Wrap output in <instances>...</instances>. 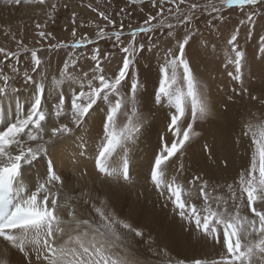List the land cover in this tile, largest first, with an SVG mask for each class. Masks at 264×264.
Returning a JSON list of instances; mask_svg holds the SVG:
<instances>
[{
    "label": "snow or ice",
    "instance_id": "6c2138e0",
    "mask_svg": "<svg viewBox=\"0 0 264 264\" xmlns=\"http://www.w3.org/2000/svg\"><path fill=\"white\" fill-rule=\"evenodd\" d=\"M8 2L40 7L32 13L36 21L34 46L25 43L22 33L17 39L10 26L4 28V34L15 42V50L0 46V98L18 91L12 87L18 78L32 89L28 107L17 105L15 116L0 127V264H131L129 234L139 238L161 264H264V113L250 112L242 120L234 143L240 144L242 138L249 140L250 162L232 183L211 185L198 174L186 177L183 165L172 167L174 158L200 135L197 121L206 120L211 112L205 86L197 78L187 52L201 34V22L209 31L219 32L227 20L226 10L238 9L244 16L223 37L225 67L233 69L227 76L236 85L227 100L234 102V97L246 96L264 108V94L253 95L245 86L246 52L240 46L241 26L246 39H252L258 18L264 17V0H147L150 9L145 13L144 7L139 8L144 19L136 26L125 23L133 14L128 6L135 9L145 0H127L125 7L112 12L88 3L86 7L96 19L78 24V14L72 11L71 40L56 43H51L57 37L48 30L49 22L55 24L59 8L68 9L67 3ZM87 27L94 29V35H78L79 28ZM161 37L169 43L174 41V45L165 49L159 64L154 103L168 108L167 131L173 138L168 141L160 137L158 151L149 161L148 178L164 207L171 205L173 215L189 235L219 246L215 255L178 258L166 247L154 248L151 235L121 217L106 194L88 189L65 193V181L57 174L52 149L72 139L103 105L101 128L94 141L95 169L106 178L130 181L128 153L144 125L137 100L143 85L135 64L145 50L151 52L158 47ZM142 38L147 44L141 42ZM100 41H111L113 51H102ZM59 49L71 51L59 68L60 79L53 77V87L49 88L41 53ZM117 52L120 63L109 70L106 65ZM254 55L264 61V35L259 36ZM24 56L27 62L22 64ZM82 61H91L88 71L83 70ZM63 81L70 82L67 94L55 87ZM228 110L225 104L223 112ZM78 147L84 156L88 144L83 138ZM204 148L211 158V147ZM43 156L52 157L46 165L47 178L33 191L19 188L25 166Z\"/></svg>",
    "mask_w": 264,
    "mask_h": 264
},
{
    "label": "bare ground",
    "instance_id": "6f19581e",
    "mask_svg": "<svg viewBox=\"0 0 264 264\" xmlns=\"http://www.w3.org/2000/svg\"><path fill=\"white\" fill-rule=\"evenodd\" d=\"M32 6H15L10 4L8 0H0V36H6L4 34L5 27H8L11 23L15 25L17 21L28 20L34 13L33 8L37 10L40 7L39 5ZM3 24L6 26H3ZM10 27L12 32L16 31L12 28V25ZM28 31H30L29 28ZM193 61L195 62V60ZM142 75L145 80L142 90L144 89L145 93L140 100L146 99L142 102L139 112L145 118L141 117L144 121L142 132L128 153L130 181L125 182L106 178L94 169V141L98 138L100 132L104 110V106L101 105L93 113L87 124L80 128L72 139L66 140L58 148L52 149L57 161V173L65 181L63 191L68 194H78L80 191L88 189L106 194L121 217L127 218L134 226L142 227L147 234L151 235L155 240L154 248L166 247L173 256L178 258L201 254L215 255L220 251L219 246H216L217 249L214 251L215 248L211 241L198 239L195 234L189 235L184 230L179 218L173 215L171 205L169 204L167 208L164 207L163 199L158 196L148 178L149 161L153 158L154 153L158 151L161 143L160 137L164 136L168 141L173 137L167 131V124L169 123L166 118L169 115L168 108L152 105L154 92L159 83V70L149 72L144 69ZM219 77H213L212 79L208 77L207 73L204 76L205 85L209 84V89L205 88V91L208 93L209 101L213 102L210 115L206 120L197 121L195 127L197 129L202 127L203 130H196L200 135L191 141L182 154H178L174 158L172 167L179 168L183 165L184 175L189 179L192 175L198 174L207 179L211 185L219 184L223 186L226 183H232L238 172L248 166L251 151L248 147L249 141L244 143L245 140L241 139L240 143L244 144V157L242 156L239 159L238 157H232V165L229 168L222 162L213 160L214 151L217 149L224 151L225 145L230 142L227 138L224 139L229 132L232 134L231 143L236 145V147H233L236 154L239 153L238 150L241 145L234 143L235 138L238 136L237 129H234L236 128V115L234 112H237L240 107L238 104L239 98L234 97V102L226 99V94L223 93L225 91L227 96L231 94L230 79L226 78V75ZM51 81L49 78L47 82L49 88L53 87ZM69 84V81H63L55 87L63 88L65 93H68ZM12 87H15L18 91L15 93L9 92L8 95L0 98V127L15 116L17 105L23 109H26L29 105L32 93L31 87L24 86L23 80L20 78L15 81ZM225 104L228 105L229 109L227 113L223 112ZM145 110L148 111L143 113ZM123 120L124 117L122 116L121 121ZM61 122H65V120H61ZM211 126L219 132L216 148L213 147L215 138L209 136L204 130L210 129ZM81 138L88 144L84 156L80 155L78 147ZM204 145H209L212 148L211 158H209ZM117 161H119V158H117ZM84 170H86V174H84ZM45 173V156H43L31 165L25 166L22 178L33 191L39 183L46 179ZM219 174L227 175L226 179H223L225 178L223 177L222 180L215 181L211 177ZM224 191L226 192V189ZM127 239L130 246L128 259L131 264H161V261L152 255L139 238L129 234ZM145 239H147V236ZM15 259H18V257Z\"/></svg>",
    "mask_w": 264,
    "mask_h": 264
},
{
    "label": "rangeland",
    "instance_id": "374dc122",
    "mask_svg": "<svg viewBox=\"0 0 264 264\" xmlns=\"http://www.w3.org/2000/svg\"><path fill=\"white\" fill-rule=\"evenodd\" d=\"M56 2L60 5L67 3L69 7L68 9H64L63 7H60L56 15L55 24H52L51 22H49L48 30L49 31L52 30L53 34L57 37V40H53L51 41V43H56L58 40H68V41L71 40V34H70L71 26L69 22H70L72 11H75L78 14V20H77L78 24L81 22H83L84 24H88L90 20L96 19L95 15L86 7L88 3H92L94 6L98 5L101 10H104L106 8L109 12H112V11H118L119 8L121 7H125L127 0H56ZM201 2H204V0H201ZM140 7H144L145 13L148 12L150 9V5L147 3V0H145V3L143 5L135 6V9H133L132 6H128V10L132 11L133 14L131 17L126 18L125 20L126 24L130 21L133 24V26H136L138 23L142 22V20L144 19V14L139 12ZM33 11L35 12L36 10L33 8ZM245 11H247V9H245ZM224 15L227 18V20H226V23L220 25L219 32L209 31L207 28L204 27L203 22H201L198 25V27H200L201 29V34L196 38L195 42L191 43L190 47L187 49L188 58L197 75V78L200 80L201 84L205 86L207 90L209 89L208 87L209 84L207 83V86H206L204 83V76H206V73L208 74V77H211L213 79V77L216 78L217 76H220V77L224 75L227 76V72L233 70L231 67H227V68L225 67L224 54L222 52V49L224 48V43H225L223 37L228 36V34L238 24L239 20L244 19V16L240 13L238 9L231 10V11L226 10ZM39 19L43 21L44 17H40ZM35 22L36 21L32 18V15H31V17L28 20L21 21V22L17 21L15 25L11 23L12 28L16 30L13 32L17 34V39L20 38L21 33H22L24 41L25 43L29 45V47L34 46L35 41L37 39L35 37V28H34ZM3 26H6V25L3 24ZM28 28L30 31H28ZM66 28L67 30H65ZM84 32H88L89 35H94V29L90 27L78 29V35L83 34ZM30 34H33V35L29 36ZM157 35L159 36V33H157ZM260 35H264V17L258 18V22L256 24L252 39H246V30L243 28V26H241L240 46L246 52L245 86L248 87L249 91L253 95H258V96H261V94H264V61H261L254 55V53L258 51V38ZM141 42H144L147 44L146 38H142ZM0 43H2L0 44V46L15 50V47H16L15 42L12 41L10 37L8 36H0ZM205 44H207V48L204 47ZM173 45H174V41L169 43L165 38L161 37L158 43V47L153 49V51L151 52L145 50L144 53L138 57L137 63L135 64V70L139 74V78H140L142 85H144V82H145L144 76L142 75V71L144 69L148 70L149 72H152L153 70H157V69L159 70V64L163 62L162 58H163L165 49L167 47H172ZM213 45H216L215 54L213 53ZM95 46L96 45H93L90 47H95ZM98 46L104 52L113 51L111 41H100ZM68 51H71V49H67V50L59 49L55 51H44L41 53L42 58L46 61V63L44 64V68L45 69L48 68L47 73H48V77L50 78V81L53 79V77H55L56 79H60L59 68L63 66V61L64 59H66ZM89 55H90V52H89ZM193 60H195V62ZM26 62H27V56L22 57L21 63L25 64ZM81 63L83 66V70L88 71L91 65V61H88L87 63H84L82 61ZM119 63H120V54L117 52L115 58L112 59L111 63L107 64L106 67L109 70H114ZM226 78H229V77L227 76ZM64 82H67V81H64ZM232 82L233 81H231L230 79L231 88L236 86L235 83L234 82L232 83ZM122 91H126V89H122ZM144 93H145L144 89L143 90L141 89L138 92V95H137L138 108H140L142 102L146 99L145 98V99L140 100L141 97L144 96L143 95ZM206 94L208 96L207 92ZM223 94H226L225 97L227 99V93L224 91ZM237 98H239L238 104L241 108L239 107V109L237 110L238 113L234 112V114L236 115V125H235L236 128L234 129H237L238 135H239L240 130H241V123L244 117H246L250 112H256L257 114L264 113V108H261V106L258 103L250 101L248 97L246 96L243 98L236 97V99ZM262 98H264V96H262ZM209 102H210V105H213V102L211 101ZM152 105L154 107L158 106L154 103V98L152 101ZM218 107H219V103H218ZM146 111L148 110L143 111V113H145ZM142 118H145V117H142ZM196 130L202 131L203 128L202 127L201 129L196 128ZM204 130L208 133L209 136H212L215 138L213 147L216 148L215 145L218 143L217 135H219V132L215 128H213V126H211L210 129L208 128ZM225 138H227V140L230 142H228L225 145L224 151H219V149L214 151L213 160L216 162H222L223 164L227 165V167L229 168L232 165V157H235V158L238 157V159L241 158L242 156L244 157L245 151H244V144H241V143H240L241 145L239 146V150H238L239 153L236 154L233 151V147H236V145H233L231 143L232 134L230 132L228 135L224 137V139ZM242 140L243 141L245 140L244 143L249 141L247 138H242ZM206 152L208 153L207 150ZM226 176L227 175L223 176L222 174H219V175L211 176V177L215 181H220L222 180L223 177H225L223 179H226ZM214 248H215L214 249L215 251L217 247L215 246Z\"/></svg>",
    "mask_w": 264,
    "mask_h": 264
}]
</instances>
